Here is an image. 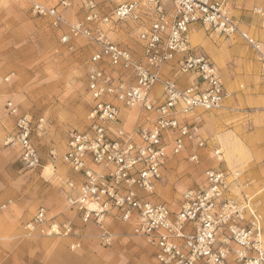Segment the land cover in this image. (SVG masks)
Wrapping results in <instances>:
<instances>
[{"label":"built area","instance_id":"obj_1","mask_svg":"<svg viewBox=\"0 0 264 264\" xmlns=\"http://www.w3.org/2000/svg\"><path fill=\"white\" fill-rule=\"evenodd\" d=\"M79 3L83 16L73 22L65 18L72 0L53 6L32 1L30 11L54 27L67 25L62 43L85 38L93 46L86 77L88 126L68 132L60 156L72 172L66 180V206L82 226L58 220L42 206L23 230L29 236L68 238L77 250L83 226L97 227L100 242L110 246V224L119 221L147 243L158 264H264L263 220L240 183L242 172L220 168L224 151L204 134L202 114L222 110L228 91L212 59L192 47L190 28L239 36L255 53L263 78L264 41L239 26L229 0H118L113 7L97 0ZM254 12L264 28V8ZM129 23L140 54L111 39ZM167 68L172 74H164ZM178 75L188 76L189 83L182 85ZM5 110L16 116L5 145L18 148L27 168L41 167L31 114L20 112L10 99ZM132 110L135 119L127 128L126 114ZM38 123L43 126L45 119ZM202 150L218 162L205 170L203 182L183 191L176 209L158 199L169 159L189 151V161L200 164ZM51 156L57 158L55 150Z\"/></svg>","mask_w":264,"mask_h":264},{"label":"rangeland","instance_id":"obj_2","mask_svg":"<svg viewBox=\"0 0 264 264\" xmlns=\"http://www.w3.org/2000/svg\"><path fill=\"white\" fill-rule=\"evenodd\" d=\"M32 1L53 6L60 0H0V212L8 211L15 204L23 211L43 205L49 213L73 218L74 213L67 208L65 197L66 180L72 172L60 156L65 151L68 132L88 126L91 101L86 77L93 46L85 38H78L70 45L62 43L61 36L67 31V25L54 27L50 19L33 15L30 11ZM72 1L73 7L65 12L69 22L83 16L79 0ZM97 1L109 7L118 3V0ZM110 35L112 40L134 53L141 52L131 23ZM9 99L17 104L20 112L32 116V140L42 157V166L37 169L23 164L18 148L5 145L16 121V116L5 110ZM135 114L136 110L127 113V128L133 126ZM41 117L45 124L40 127L38 119ZM54 150L56 159L51 156ZM201 152L200 164L189 161V151L169 159L157 188L158 199L176 209L183 191L203 182L205 170L218 162L205 150ZM8 200L13 204L2 209V204ZM26 222L23 220L22 230ZM72 222L82 226L77 218ZM110 229L114 242L105 246L98 238L97 227L83 226L82 246L77 250L70 248L68 238L29 236L24 230L23 238L35 240L39 253L49 250L47 260L39 264H50L52 260H61L63 264H158L152 249L143 239L133 235L129 225L116 221L110 224ZM50 239L61 241L64 246L40 245ZM13 255L16 259L11 264H30L27 254Z\"/></svg>","mask_w":264,"mask_h":264},{"label":"crops","instance_id":"obj_3","mask_svg":"<svg viewBox=\"0 0 264 264\" xmlns=\"http://www.w3.org/2000/svg\"><path fill=\"white\" fill-rule=\"evenodd\" d=\"M229 3L231 14L239 26L264 41L261 18L254 12L255 7L264 8V0H229ZM190 38L192 47L210 57L218 67L228 91L222 110L202 114L204 134L212 143L225 149L228 159L219 164L220 168L241 170L240 183L245 185L246 193L250 192L264 225V78L261 65L253 50L239 36L219 37L207 33L199 25H192ZM169 70L165 69L164 74H172L168 73ZM177 78L182 85H187L190 80L186 75H178ZM42 206L23 211L15 204L8 211L0 212V264H11L16 253L27 254L30 264L47 260L49 250L39 253L37 242L23 238L21 229L23 220L29 221ZM71 212L74 213L73 218L50 214L61 221L79 219L74 211ZM56 244L64 246L56 239L40 243L44 247ZM49 263L63 264L61 260Z\"/></svg>","mask_w":264,"mask_h":264},{"label":"bare ground","instance_id":"obj_4","mask_svg":"<svg viewBox=\"0 0 264 264\" xmlns=\"http://www.w3.org/2000/svg\"><path fill=\"white\" fill-rule=\"evenodd\" d=\"M191 39V38H190Z\"/></svg>","mask_w":264,"mask_h":264}]
</instances>
